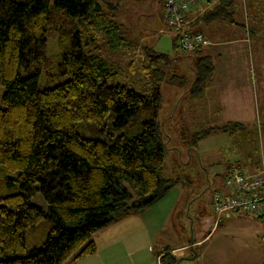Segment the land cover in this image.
<instances>
[{
  "label": "trees",
  "instance_id": "obj_1",
  "mask_svg": "<svg viewBox=\"0 0 264 264\" xmlns=\"http://www.w3.org/2000/svg\"><path fill=\"white\" fill-rule=\"evenodd\" d=\"M122 1L0 0V264H64L91 255L98 230L143 211L182 181L163 174L167 144L159 120L165 89L187 82L169 67L178 55L143 45L139 69L146 83L137 87L109 82L118 69L97 53L100 39L110 52L134 50L109 15ZM246 1L264 11V0ZM236 2L217 0L198 21L236 24ZM51 28L56 37L49 45ZM201 50L184 53L197 55L187 89L192 100L203 97L213 77L212 59ZM243 127L239 121L201 124L183 139L196 144L212 132ZM233 168L248 172L226 166L201 239L238 212L218 215L215 209L230 195L226 179ZM37 192L46 209L32 201ZM172 250L165 246L155 259L189 263L172 257ZM188 250L198 256L196 247Z\"/></svg>",
  "mask_w": 264,
  "mask_h": 264
},
{
  "label": "rangeland",
  "instance_id": "obj_2",
  "mask_svg": "<svg viewBox=\"0 0 264 264\" xmlns=\"http://www.w3.org/2000/svg\"><path fill=\"white\" fill-rule=\"evenodd\" d=\"M234 10L236 24L215 20L210 25L215 28V33L219 34L214 38L226 44L220 46L221 60L247 59L248 62L251 61L252 67L255 61L264 63V11L256 12L246 0H237ZM109 15L121 24L123 34L134 43V49H136L135 53L132 51L110 52L103 39L97 42L99 44L97 53L102 56L108 66L118 69L116 79L110 78L109 82L118 80L135 83L137 87H145L146 78L139 69L143 61V45L151 46L159 52L178 55L172 59L169 67L187 77V82L183 86L172 84L167 90L165 89L163 106L159 114L167 144L163 174L169 177H180L182 181L177 188L170 189V198L175 197L177 200L170 220L157 234L155 245L160 247L167 238L169 241L176 240L179 243H186L171 251L175 253V257L189 259V263L186 264H260L262 261H260L259 243L255 242L251 222L253 218L243 211L235 212L239 220L227 221L229 218H226L204 238L201 239L200 235H197L199 231L204 232L205 230L202 226L203 217L211 216L210 197L218 188L226 166L237 164H230V162H236L237 159L243 162L247 157L258 160L261 154H264V139L259 137L260 132L256 128L253 135L249 132L252 125L250 127L247 125L249 128L238 130L233 134L223 131L212 132L196 144L190 141V137L183 139V136H188L201 124L222 125L226 121L236 120H233L235 119L233 117L222 116L214 109L211 112H215V115L208 114L206 111L204 113L200 107L197 113L190 110L192 111L190 118L193 121L189 122L186 127L180 125L185 118L177 121L181 111H184L181 110V106H183L182 109H186L187 105L195 102L187 94V89L189 81L194 77L197 55L193 52H189L190 55H184L186 51L178 50V47L173 45L174 35L163 25L164 13L160 9L158 0H123L121 7L110 11ZM74 23L78 29L83 30L80 25L78 26L77 19H74ZM163 26L166 30H159L161 27L164 28ZM232 27L243 33L247 39L234 43L235 48L231 51L226 48L229 46L227 43L233 39V36L240 34L232 33ZM247 28H251L252 32L247 34ZM48 37L49 45H51L56 37V29L51 28ZM210 38L216 41L213 37ZM90 45L92 47L93 43ZM212 48H217V46L213 44L210 46V49ZM127 52H130V55ZM131 62L133 66L135 65L134 69L129 67ZM169 67L166 69L168 70ZM22 74H24L23 71ZM2 90L3 87H0V93ZM32 201L45 209L47 207L40 192L32 197ZM192 236L196 241L191 239ZM190 239L191 242H189ZM149 245L152 243L147 241L142 254H149ZM193 247H196L198 251L196 258H191L188 250ZM158 261L160 262L157 257L151 264H159ZM71 263L69 260L64 264Z\"/></svg>",
  "mask_w": 264,
  "mask_h": 264
},
{
  "label": "crops",
  "instance_id": "obj_3",
  "mask_svg": "<svg viewBox=\"0 0 264 264\" xmlns=\"http://www.w3.org/2000/svg\"><path fill=\"white\" fill-rule=\"evenodd\" d=\"M158 1L160 9L163 10L162 0ZM216 1L201 0L194 4L187 13L188 23L186 28L202 32L209 40V43L202 47L201 54L211 57L214 71L212 80L206 87L203 97L195 100L193 104L187 105L186 109H182L183 106H181V110L184 111H181L177 121L179 119L182 121L185 118L182 121L183 123L180 124L185 127L193 121L190 118L192 117V111L190 110L197 113L201 107L204 113L208 112V114L215 115V112H211L214 109L222 116L233 117L235 118L233 120L242 122L244 124L242 130L252 125L249 132L254 135L257 128L260 132L259 137L264 139V63L255 61V65L252 67L251 61L248 62L247 59L228 58L221 60L220 51L222 49L220 46L226 44L218 38H214L219 34H216L215 28L210 26L213 21L210 23L198 21L199 16L214 5ZM236 9H238V6H236ZM234 28L232 27L231 32L240 34L233 36V39L227 43L229 46L226 48L231 51L232 48H235L234 43L247 39L243 33L239 30L236 31ZM159 30L165 31L166 29L161 27ZM247 30L248 28L246 32L249 34ZM210 37H213L216 41H212ZM213 44L217 48L210 49ZM135 50H132V53H135ZM127 54L130 55V52H127ZM249 73L252 74L249 75ZM189 118L191 121L188 120ZM235 161L230 162V164L237 163L248 171H255L264 165V154H261L258 160L247 157L243 162L238 159ZM177 186L173 188H177ZM169 192L170 190L160 200L143 211L129 214L121 220L98 230L93 237L97 247L96 252L77 260H71V264H151L155 260L156 253L163 250L165 246L175 249L186 245V243H179L176 240L169 241L168 238L161 243L160 247L155 245L157 234L163 230L168 220H170L177 200L175 197L170 198ZM248 216L253 218L251 222L253 223V233H255L254 238L255 242L259 243L260 261L264 262V243L260 238L264 230V218H255L249 214ZM228 218L227 221L239 220L235 213ZM147 241L152 243L148 246L149 254H142Z\"/></svg>",
  "mask_w": 264,
  "mask_h": 264
},
{
  "label": "built area",
  "instance_id": "obj_4",
  "mask_svg": "<svg viewBox=\"0 0 264 264\" xmlns=\"http://www.w3.org/2000/svg\"><path fill=\"white\" fill-rule=\"evenodd\" d=\"M200 1L162 0L163 24L174 33L179 50L191 51L209 43L202 32L186 28L188 11ZM226 182L231 185L230 195H227L229 197L226 199L216 201L215 209L218 215L243 211L264 218V165L260 169L248 172L233 168ZM219 219L220 217L216 220ZM261 240L264 242V231Z\"/></svg>",
  "mask_w": 264,
  "mask_h": 264
},
{
  "label": "water",
  "instance_id": "obj_5",
  "mask_svg": "<svg viewBox=\"0 0 264 264\" xmlns=\"http://www.w3.org/2000/svg\"><path fill=\"white\" fill-rule=\"evenodd\" d=\"M171 256L175 257V253L171 252ZM183 258H185V257H183ZM183 258H178V261L180 262ZM191 258H193V257H191Z\"/></svg>",
  "mask_w": 264,
  "mask_h": 264
}]
</instances>
